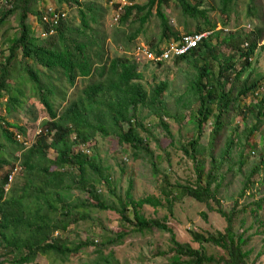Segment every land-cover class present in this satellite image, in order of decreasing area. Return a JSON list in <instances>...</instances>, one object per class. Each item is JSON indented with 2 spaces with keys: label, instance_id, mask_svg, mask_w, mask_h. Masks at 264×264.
Returning a JSON list of instances; mask_svg holds the SVG:
<instances>
[{
  "label": "trees",
  "instance_id": "obj_1",
  "mask_svg": "<svg viewBox=\"0 0 264 264\" xmlns=\"http://www.w3.org/2000/svg\"><path fill=\"white\" fill-rule=\"evenodd\" d=\"M135 1L128 0V4L122 7V23L127 22L134 11L142 13L149 9V13L142 17L140 29L132 39L141 32L155 6L160 9L162 42L179 41L184 36L173 31L162 13L163 5L170 0H150L146 6L132 3ZM175 1L185 15L206 19L205 27H198L194 33L213 31L192 53L176 59L178 63L193 64L197 70L191 85L196 101L192 111L196 134L182 149L193 162L195 179H188L186 185H174L178 195L172 189L169 191L173 188L169 173L160 170L154 152L138 127L132 125V120H135L137 126L142 127L139 110L149 109L159 117L160 124L173 138L163 119L169 115L168 104L163 97L169 88L168 83L162 82L147 91L140 83L143 74L135 62L115 58L109 65L104 49L91 55L90 50L98 38L93 39L90 35L89 39L84 38L94 32L91 23L99 20V8L94 3L56 0L59 9L56 8L55 13H59V18L57 24H53L44 20L46 16L50 17L47 11L38 9L42 0H1L0 28L10 24L12 17L16 18L18 27L7 51H2L0 99L6 96L8 113L33 99L43 106L49 119L31 131L29 138L32 145L27 147L17 140L18 134L10 131L14 124L0 116L2 136L21 153L16 160L24 177V184L17 182L6 191L10 172L3 177L0 185V259L11 256L15 264H31L40 255L55 254L67 258L80 252L90 246V242L79 243L73 248L61 234L68 232L73 225L88 220L90 209L113 210L120 214L123 222L132 224L136 232L158 230L170 234L175 254V261L170 264H256L262 256L260 253L255 261L250 260L253 249H248L252 239L248 232L257 226L263 230H257L255 234L264 236V128L261 129L264 125V95L248 105H242V100L262 89L264 76L255 80L246 79L241 86L239 83L252 66L261 34L252 31L244 35V45L235 34L221 39L219 33L214 32L216 26L208 19L207 11L202 9L201 0L194 5L189 0ZM234 1L223 0L224 8L228 9ZM64 6L78 8L81 16L78 27L74 28L67 14L61 11ZM254 10L257 11L256 2L251 0V15ZM31 17L44 29L45 35L36 36L33 25L28 22ZM215 33L217 43L213 42ZM189 34L193 32L188 31L185 35ZM219 45L228 46L244 60L239 63L231 55H221ZM158 46L152 45L151 51L160 52ZM215 63L220 68L218 76L213 71ZM106 75L107 78L103 79ZM97 77L103 80H96ZM64 78L71 87L76 86L79 78L88 80L89 84L83 90V96L70 100L60 114L56 100L68 99L62 85ZM234 112L249 120L251 117L256 123L251 119L252 125L246 122L243 129L233 127ZM211 119L213 129L205 144L204 130ZM126 125H130L129 129ZM14 128L21 133L19 135H27L24 127L15 125ZM259 131L262 132V146L260 149L251 148L250 153L260 154V162L250 163L246 158L248 150H251L250 139ZM97 135L106 138L113 135L121 145H130L136 158L142 155L150 158L154 176L163 174L162 192L170 214H173L176 202L190 197L219 213L228 224L225 231L211 235L192 231L193 241L200 244V248H194L176 238L167 216L160 220L147 218L142 213L145 206L165 207L160 197L146 196L136 200L129 194V205L119 198L117 208L107 206L98 184L109 183V169L98 155H89L83 148L76 151ZM222 139L224 143L221 144ZM4 149L5 146L0 144V169L9 165V160L3 157ZM51 150L56 153L55 159L50 158ZM236 177L241 178L238 197L223 196V190ZM82 194H87L88 199L81 197ZM230 200L234 206L228 211L224 209V201ZM213 204L217 207L214 208ZM130 206L132 218L129 215ZM250 217L253 218V225L247 226ZM239 229L243 230L241 235H238ZM205 244L221 248L225 255H209Z\"/></svg>",
  "mask_w": 264,
  "mask_h": 264
},
{
  "label": "rangeland",
  "instance_id": "obj_2",
  "mask_svg": "<svg viewBox=\"0 0 264 264\" xmlns=\"http://www.w3.org/2000/svg\"><path fill=\"white\" fill-rule=\"evenodd\" d=\"M56 0H42L38 9L48 11V9L57 8ZM82 3H94L99 8V20L97 23H91L94 29L93 33H88L93 39L98 38V42L93 45L90 53L94 56L98 50L104 49L106 61L110 65L115 58H126L135 62L138 70L143 74V80L140 82L147 91H151L156 85L166 82L169 88L164 92L163 97L169 108V115L164 116V121L173 135L171 138L167 130L160 124V119L149 109L140 108L139 122L142 127L137 126V121L132 120V125L138 127L141 136L147 141L148 146L154 152L160 170L169 173L172 189L176 195L179 191L174 185H186L188 179L194 181L195 175L192 174L194 167L192 160L182 150L184 145L196 134L192 111L196 101L191 91V85L196 78L197 70L193 64L188 62H176V60L163 62L161 65L155 63L145 55L140 53L138 48L143 47L144 51H150L152 45L158 44L159 49L165 47L168 42H162L163 31L161 26L160 9L155 6L148 16L147 22L141 29L137 37L132 39L141 26V19L147 16L149 9L142 13L134 11V14L127 22L122 23L121 17L124 11L121 9L128 3L127 0H80ZM150 0H136L132 2L140 6H146ZM193 5L197 0H189ZM200 1V0H198ZM202 9L207 11L208 19L214 24V32L219 33V37L224 39L233 34L237 36L238 41H243L244 35L255 31L261 36V43L252 57V66L246 71L240 80L241 84L246 80H255L264 76V0H255L257 11L250 14L249 6L251 0H235L228 9L224 8L223 0H201ZM127 2V3H126ZM61 11L67 14V19L71 21L73 27L81 24V16L78 8L63 7ZM162 13L167 17L168 22L174 32L185 35L188 31L196 32L198 27H205L206 19L204 17L194 19L183 13L182 8L175 0H170L162 7ZM16 18H10V24L0 28V43L3 52L7 51L9 44L15 38V30L18 27ZM33 25L36 36L42 34L41 26L36 24L34 17L28 21ZM213 32V31H208ZM206 32V33H208ZM216 33L213 35V42L217 43ZM94 34V35H93ZM210 34H208L209 36ZM252 36V35H251ZM44 38V37H43ZM174 41V40H171ZM170 42V41H169ZM244 45V41H243ZM247 45L245 44V47ZM218 51L221 55H231L239 63L244 60L238 53H233L226 45H219ZM3 52H0V60L3 58ZM89 52V49H88ZM144 54V55H143ZM240 58V60H239ZM241 65L238 66L240 69ZM219 64L215 63L214 73L219 75ZM107 78V75L103 78ZM99 77L96 80H103ZM11 83V82H10ZM12 84V83H11ZM58 84V83H57ZM89 84L88 80L79 78L76 86L71 87L66 79H63L64 92L68 95L67 100H56V106L61 114L70 100H76L83 96V90ZM230 87V86H229ZM261 90L242 100V105H248L253 100L258 101L264 95V80L261 83ZM29 94V92L27 93ZM6 96L0 99V116L10 124L24 127L27 135H19L14 126L10 131L17 135V140L30 147V134L37 125L42 124L49 119L48 113L43 106L33 99H29L23 107L17 108L16 111L8 113L6 109ZM35 118L37 120L35 121ZM244 118L238 112L233 113L232 126H239L243 129L246 122H253ZM253 120V119H252ZM212 119L206 124L204 130L203 142L207 144L213 129ZM254 121V120H253ZM256 123V121H254ZM130 125H126L129 129ZM264 125L262 126V130ZM173 143L171 144V142ZM221 140V144L224 143ZM0 144L5 146L3 150L5 157L9 160V165L0 169V185L4 176L14 171L13 184H24L23 172L19 166L17 157H20V151L13 144L8 143L2 136L0 130ZM262 146V132H256L250 139V149L253 147L260 149ZM84 149L89 155H98L108 168L109 183L98 184L103 202L107 206L119 205V198L125 200L129 205L127 197L132 195L138 200L146 196L160 197L165 207L154 208L145 206L142 213L147 218L160 219L168 217V224L173 229L176 238L183 244H189L194 248H200L199 243L193 241L191 232L203 233L205 235L217 234L224 232L228 226L225 219L217 212L211 211L204 203L198 202L190 197H185L182 201L176 202L173 214H170L165 201V195L162 192L164 187L163 174L155 177L151 160L148 156L142 155L136 158L134 150L130 145H121L115 136L103 137L95 136L85 146L76 148ZM248 150L246 158L252 162H260V154L250 153ZM144 157V158H143ZM50 158L55 159L56 153L50 151ZM18 167V170L16 169ZM13 173V172H12ZM163 173V171H162ZM223 190V196L235 195L238 197L241 188V178H233ZM77 195H79L77 193ZM88 199L87 194L80 195ZM90 199V198H89ZM214 208L217 205H214ZM234 206L233 201H224V209L231 210ZM129 215L132 218L133 210L129 207ZM89 219L73 225L66 233L61 236L69 243L71 247H76L79 243L90 242V246L83 248L78 253L65 258L55 254L40 255L35 262L31 264H170L175 261V254L172 252L171 235L168 233L155 230L154 232L140 233L135 231L132 224L123 222L119 213L113 210L90 209ZM253 225V218H249L248 225ZM262 231L257 226L249 230L248 235L252 239L248 249H253L250 260L255 261L256 257L262 253L256 264H264V247L261 234H255L256 231ZM242 229L238 230L241 235ZM209 255L216 257L225 255V252L213 245H204ZM12 257H2L0 264H15Z\"/></svg>",
  "mask_w": 264,
  "mask_h": 264
},
{
  "label": "built area",
  "instance_id": "obj_3",
  "mask_svg": "<svg viewBox=\"0 0 264 264\" xmlns=\"http://www.w3.org/2000/svg\"><path fill=\"white\" fill-rule=\"evenodd\" d=\"M127 3V2H126ZM0 6H2L0 0ZM48 16L44 18L46 22L52 21L53 24H57V20L59 18V13H55V8H51L47 11ZM43 35L44 29H41ZM54 33V30L52 34ZM210 33H195L184 35L179 41H170L168 42L164 48L158 51H144L143 47H139L138 50L140 53H145L148 57L147 59L155 62V63H163L166 61L176 60L177 58L189 55L194 49L198 48L200 44L208 37ZM3 51L2 44L0 43V52ZM144 55V54H143ZM14 177V173L10 175L9 180L12 182ZM9 186H7L8 189Z\"/></svg>",
  "mask_w": 264,
  "mask_h": 264
},
{
  "label": "clouds",
  "instance_id": "obj_4",
  "mask_svg": "<svg viewBox=\"0 0 264 264\" xmlns=\"http://www.w3.org/2000/svg\"><path fill=\"white\" fill-rule=\"evenodd\" d=\"M127 1H128V0H127ZM127 4H128V3H127ZM127 4H126V5H127ZM121 9H122V8H121ZM204 33H206V32H204ZM208 33H210V35H211L213 32H212V33H211V32H208ZM194 34H195V33H194ZM210 35H209V36H210ZM209 36H208V37H209ZM208 37H207V38H208ZM207 38H206V39H207ZM204 40H205V39H204ZM202 43H203V42H202ZM202 43H201V44H202ZM201 44H200V45H201ZM191 53H192V52H191ZM16 169L18 170V167H17ZM12 172L14 173V171H11V173L9 174V177H10L11 174H13ZM9 177H8V178H9ZM12 183H13V180H12V182H10V180L8 179V184H7L6 187H5V190H6V191H9V189H10ZM7 186H9L8 189H7ZM56 235H58V234H56Z\"/></svg>",
  "mask_w": 264,
  "mask_h": 264
}]
</instances>
